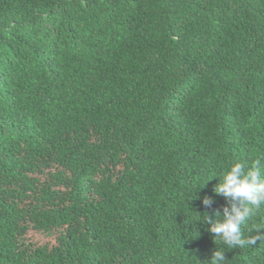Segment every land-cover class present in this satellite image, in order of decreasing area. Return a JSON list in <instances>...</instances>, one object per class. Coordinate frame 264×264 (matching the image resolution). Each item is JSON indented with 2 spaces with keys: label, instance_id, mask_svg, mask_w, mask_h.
Returning a JSON list of instances; mask_svg holds the SVG:
<instances>
[{
  "label": "trees",
  "instance_id": "trees-1",
  "mask_svg": "<svg viewBox=\"0 0 264 264\" xmlns=\"http://www.w3.org/2000/svg\"><path fill=\"white\" fill-rule=\"evenodd\" d=\"M256 160L264 0H0V264H264L202 219Z\"/></svg>",
  "mask_w": 264,
  "mask_h": 264
},
{
  "label": "clouds",
  "instance_id": "clouds-1",
  "mask_svg": "<svg viewBox=\"0 0 264 264\" xmlns=\"http://www.w3.org/2000/svg\"><path fill=\"white\" fill-rule=\"evenodd\" d=\"M219 182L214 186L213 192L222 195L227 204L222 211L214 210L212 216L206 213L203 220L208 222V231L213 238L219 240L226 249L254 245L256 239L246 238L242 228L254 215V211L264 205V171L261 161L256 160L251 164L234 162L218 176ZM202 203L211 207L213 198L205 196ZM225 250L216 249L211 259V264H225Z\"/></svg>",
  "mask_w": 264,
  "mask_h": 264
}]
</instances>
